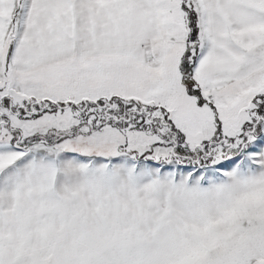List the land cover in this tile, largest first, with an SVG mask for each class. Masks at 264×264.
<instances>
[{
	"label": "snow or ice",
	"instance_id": "1",
	"mask_svg": "<svg viewBox=\"0 0 264 264\" xmlns=\"http://www.w3.org/2000/svg\"><path fill=\"white\" fill-rule=\"evenodd\" d=\"M0 264H264V0H0Z\"/></svg>",
	"mask_w": 264,
	"mask_h": 264
}]
</instances>
